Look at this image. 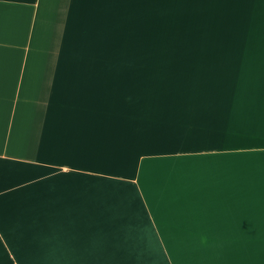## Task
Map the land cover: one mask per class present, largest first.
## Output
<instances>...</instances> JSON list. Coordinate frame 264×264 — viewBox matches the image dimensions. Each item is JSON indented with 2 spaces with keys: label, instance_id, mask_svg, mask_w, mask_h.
Segmentation results:
<instances>
[{
  "label": "crops",
  "instance_id": "obj_1",
  "mask_svg": "<svg viewBox=\"0 0 264 264\" xmlns=\"http://www.w3.org/2000/svg\"><path fill=\"white\" fill-rule=\"evenodd\" d=\"M188 16L245 41L143 93ZM0 264H264V0H0Z\"/></svg>",
  "mask_w": 264,
  "mask_h": 264
},
{
  "label": "rangeland",
  "instance_id": "obj_2",
  "mask_svg": "<svg viewBox=\"0 0 264 264\" xmlns=\"http://www.w3.org/2000/svg\"><path fill=\"white\" fill-rule=\"evenodd\" d=\"M187 20H190V24L180 28L178 26L176 29L172 28L180 32L174 33L169 29L159 31L157 34L120 35L117 42L120 46L111 48L110 57L116 58L118 54L122 61L124 59L127 62L137 61L143 93L167 90L173 92L180 91L175 89L178 87V82H181L183 86L185 79L195 78L193 75L197 67H202L210 59L218 58L215 56L216 53L223 52V57L228 52L210 49L213 46L207 45L215 46L219 43L245 41V29L238 27L239 20L244 23L243 19H207L205 25H198L200 19L195 16H188ZM159 25L161 26L160 23ZM168 27L171 28V25ZM124 37L126 46L123 45ZM134 43L136 50L130 47ZM128 44H131L130 48ZM133 66L134 64H128L127 68Z\"/></svg>",
  "mask_w": 264,
  "mask_h": 264
}]
</instances>
